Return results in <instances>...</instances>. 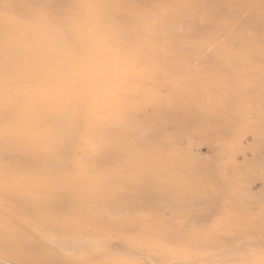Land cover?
<instances>
[{"label": "rangeland", "instance_id": "rangeland-1", "mask_svg": "<svg viewBox=\"0 0 264 264\" xmlns=\"http://www.w3.org/2000/svg\"><path fill=\"white\" fill-rule=\"evenodd\" d=\"M0 264H264V0H0Z\"/></svg>", "mask_w": 264, "mask_h": 264}, {"label": "bare ground", "instance_id": "bare-ground-1", "mask_svg": "<svg viewBox=\"0 0 264 264\" xmlns=\"http://www.w3.org/2000/svg\"><path fill=\"white\" fill-rule=\"evenodd\" d=\"M137 11H138L137 9L136 10L135 9H128L127 11L125 10V15H124L125 16L124 17L125 21H127V23L128 22L137 23V22H142L145 19H147V17H149L148 15H146V16L145 15H139L138 16ZM12 148H15L16 153H17L18 150L20 152H22V153H19V155H22L23 159H27L28 154H27V152L23 151V149L25 148L24 145H22L21 143H16V144L12 145ZM39 161L41 162L40 159H39ZM39 161H37V162H39ZM28 163H31V161H29ZM140 163L141 162L139 160H136V162H134V161L132 162V164L134 166H136V165H138ZM35 165H37V164L35 163ZM126 167H128V166H126ZM52 172H54V171H52ZM139 179H141V178H139ZM144 179L145 178L141 179L142 183L144 182ZM132 181H134V180H132ZM132 181H130V182L133 183ZM137 182H138V180H137ZM70 188L74 189V186H71V185L70 186H58V185H56L54 183L52 184L50 182L49 183L37 182V184L34 185L33 188L28 187V188H26V190L23 189V191L25 192V194H26V196L28 198L32 197L34 200H36V199L40 200V199L46 198V200H49L48 202L50 204H59L60 203V204H63V205L65 204L64 206L70 205V204H72V205L74 204V206H78L77 203H75L76 200H74V195H76V194L71 193L72 191H71ZM44 204L45 205H43L44 206L43 208H45V212L46 211L48 212V210L52 211V210L47 208L48 207V203L45 202ZM66 209L69 210L68 207H66ZM63 210H65V209H63Z\"/></svg>", "mask_w": 264, "mask_h": 264}]
</instances>
